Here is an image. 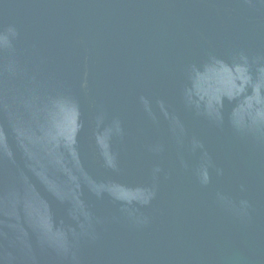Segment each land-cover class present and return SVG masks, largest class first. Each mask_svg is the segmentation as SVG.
<instances>
[{
	"label": "water",
	"instance_id": "water-1",
	"mask_svg": "<svg viewBox=\"0 0 264 264\" xmlns=\"http://www.w3.org/2000/svg\"><path fill=\"white\" fill-rule=\"evenodd\" d=\"M0 264H264V0H0Z\"/></svg>",
	"mask_w": 264,
	"mask_h": 264
}]
</instances>
